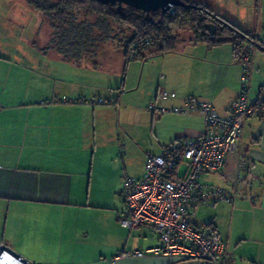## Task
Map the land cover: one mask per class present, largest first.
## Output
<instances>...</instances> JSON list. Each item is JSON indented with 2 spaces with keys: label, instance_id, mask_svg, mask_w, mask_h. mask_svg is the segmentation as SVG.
<instances>
[{
  "label": "crops",
  "instance_id": "crops-1",
  "mask_svg": "<svg viewBox=\"0 0 264 264\" xmlns=\"http://www.w3.org/2000/svg\"><path fill=\"white\" fill-rule=\"evenodd\" d=\"M239 1L225 0V11L210 8L264 41V0L248 11L236 9ZM27 13L0 15V242L37 264H193L131 254L160 241L149 227L120 224L121 186L125 176H141L147 156L161 145L205 131L199 113H150L146 106L159 89L177 95L163 105L200 97L225 113L240 88L242 64L233 46L196 43L189 32L168 52L141 50L128 60L117 40L90 54L84 46L76 60L50 45L49 36L40 44L30 40ZM237 15H248L255 29L243 27ZM249 63L248 98L255 103L264 100V50L254 48ZM63 95L106 103L57 102ZM238 151L251 160L256 181L238 170L236 154L199 181L250 198L201 203L192 222L218 232L227 264H264V116L244 120ZM226 173L243 177L237 188L226 183Z\"/></svg>",
  "mask_w": 264,
  "mask_h": 264
},
{
  "label": "built area",
  "instance_id": "built-area-1",
  "mask_svg": "<svg viewBox=\"0 0 264 264\" xmlns=\"http://www.w3.org/2000/svg\"><path fill=\"white\" fill-rule=\"evenodd\" d=\"M153 38L151 34L134 41L128 48L127 59L133 60L136 50L149 45ZM254 47L253 40H246L243 44L238 59L242 64L239 92L225 113H219L211 101L200 97H187L180 105H163L160 101L177 97L176 93L166 89H159L156 97L148 102L146 109L156 116L199 113L205 131L192 138H180L161 145L156 154L147 156L141 176L124 177L121 186L124 211L120 224L128 229L149 227L157 233L160 241L159 245L134 251L132 255H162L193 264H227L224 261L226 246L218 232L212 227H197L192 220L201 203L214 199L230 202L234 196L250 198L237 189L227 193L220 187L199 181L202 175L223 169L230 155L238 156V170L247 175L248 182L257 180L250 171L251 160L238 151L244 120L264 114L261 102L250 103L248 98L249 56ZM57 102L86 106L106 103L101 98L68 95L61 96ZM181 166L184 167L182 172ZM224 180L237 188L243 177L226 173ZM0 264L37 263L0 242Z\"/></svg>",
  "mask_w": 264,
  "mask_h": 264
},
{
  "label": "trees",
  "instance_id": "trees-1",
  "mask_svg": "<svg viewBox=\"0 0 264 264\" xmlns=\"http://www.w3.org/2000/svg\"><path fill=\"white\" fill-rule=\"evenodd\" d=\"M26 1L33 11L46 18L51 29L49 44L61 47L63 55L76 60L84 46L90 54L100 44L118 40L128 51L134 41L151 34L154 38L150 44L137 49L134 58L141 50H151L150 54L172 51L178 40L176 32L184 28L191 30L196 43L214 46L229 42L237 59L246 40H253L255 49L264 50V41L193 0H180L183 5L172 7L166 14L160 10L146 13L106 0ZM259 102L264 106V100Z\"/></svg>",
  "mask_w": 264,
  "mask_h": 264
},
{
  "label": "rangeland",
  "instance_id": "rangeland-1",
  "mask_svg": "<svg viewBox=\"0 0 264 264\" xmlns=\"http://www.w3.org/2000/svg\"><path fill=\"white\" fill-rule=\"evenodd\" d=\"M195 2L202 3L204 5H207L214 10H220L225 11L228 6L226 5L225 0H194ZM240 4L236 6V9L238 10H251L249 8L252 7V10L255 9L256 0H240ZM28 8V10L26 9ZM248 8V9H245ZM25 11H28L25 12ZM27 18H24L26 22H28L27 27L26 25L23 26V28L28 30V35L30 40H34V43L40 44L42 37L45 35V38L48 36L50 37V27L45 17H43L40 13L33 11L28 5L26 0H0V15H4V18H10V14H13L15 18L19 16V14H26ZM7 14V17L5 16ZM247 14V13H245ZM238 21L241 23L243 27L247 25V27H251L252 29H255L256 22H253L252 20L248 21V15H242V17L239 18V16H236ZM264 22V21H262ZM247 23V24H246ZM262 25V24H261ZM189 32L191 30L189 28H184L182 30H178L176 32L179 41H184L188 37ZM44 38V39H45ZM179 42V43H180ZM47 43V42H46ZM121 50L120 48H118ZM115 54V53H114ZM121 54V52H119ZM107 55H111V53H107ZM116 55V54H115ZM138 66V65H137ZM138 69V67H136ZM149 114V113H148ZM146 136H149V133L151 132V129L148 128L147 130L143 131Z\"/></svg>",
  "mask_w": 264,
  "mask_h": 264
},
{
  "label": "water",
  "instance_id": "water-1",
  "mask_svg": "<svg viewBox=\"0 0 264 264\" xmlns=\"http://www.w3.org/2000/svg\"><path fill=\"white\" fill-rule=\"evenodd\" d=\"M111 4L117 3L118 6H128L146 13L160 10L167 12L172 7L181 6L180 0H106Z\"/></svg>",
  "mask_w": 264,
  "mask_h": 264
}]
</instances>
